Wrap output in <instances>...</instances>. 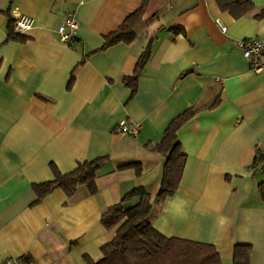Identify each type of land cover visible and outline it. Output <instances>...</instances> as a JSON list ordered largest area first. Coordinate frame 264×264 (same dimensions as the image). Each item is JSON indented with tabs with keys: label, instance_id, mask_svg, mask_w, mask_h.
<instances>
[{
	"label": "crops",
	"instance_id": "crops-1",
	"mask_svg": "<svg viewBox=\"0 0 264 264\" xmlns=\"http://www.w3.org/2000/svg\"><path fill=\"white\" fill-rule=\"evenodd\" d=\"M252 2L254 10L236 20L215 0H149L136 40L97 52L141 0H0V264L99 261L115 236L101 216L135 187L154 202L164 157L146 145L159 143L187 109L196 113L177 132L182 179L172 197L153 205L151 224L166 238L209 247L221 264H232L236 245L251 247L250 264H264V170L256 167L264 73L251 71L236 46L264 41V21L254 18L264 0ZM68 12L78 22L73 45L58 35ZM16 14L35 21L24 43L6 42ZM149 41L151 58L130 100L122 79ZM125 119L141 125L137 138L113 133ZM105 155L96 194L84 186L71 197L55 189L32 205L33 185L54 178L51 165L66 174ZM127 164H139L140 176L118 170Z\"/></svg>",
	"mask_w": 264,
	"mask_h": 264
},
{
	"label": "trees",
	"instance_id": "trees-1",
	"mask_svg": "<svg viewBox=\"0 0 264 264\" xmlns=\"http://www.w3.org/2000/svg\"><path fill=\"white\" fill-rule=\"evenodd\" d=\"M222 12H227L233 19H240L254 10L252 0H215ZM149 0H141L137 11L129 15L119 28L104 38L103 46L97 51L102 52L118 44L130 45L137 37V30L143 22V16ZM254 18L264 21V8L259 10ZM6 42L24 43L27 38L14 30V19L8 22ZM173 32L178 28L172 29ZM152 54V41H149L141 52L131 76L124 77L122 83L130 90V100L135 97L138 90V81L141 73ZM187 71L182 76H186ZM72 76L68 88L72 84ZM219 99L215 100L208 109L217 106ZM196 111L187 109L175 117L165 130L162 140L155 145H146L150 152L164 157L161 189L152 202L148 191L142 187H135L126 193L119 203L109 207L101 216V223L107 231L115 230L114 238L101 248L102 257L97 262L88 264H221L215 253L206 249L209 247L182 241L175 238H166L151 224L150 216L154 204L163 203L172 197L181 182L186 156L182 152L177 139L178 130L188 122ZM110 161L108 155L98 157L92 161L78 163L69 173L62 174L54 166L51 169L54 175L52 181L33 185L35 201L33 206L40 204L45 197L55 189H61L68 197L84 186L89 194L97 193V175ZM134 169L136 176L141 174L139 164H127L118 167V170ZM259 193L264 200V184L259 186ZM134 198L137 204L126 208ZM251 247L236 245L233 249L232 264H250Z\"/></svg>",
	"mask_w": 264,
	"mask_h": 264
},
{
	"label": "built area",
	"instance_id": "built-area-1",
	"mask_svg": "<svg viewBox=\"0 0 264 264\" xmlns=\"http://www.w3.org/2000/svg\"><path fill=\"white\" fill-rule=\"evenodd\" d=\"M14 19V30L19 35H26L35 25L32 17L24 14H16ZM223 33L226 32V27L219 21H216ZM78 28L74 14L68 12L64 15V20L58 29L59 40L67 45H73L75 33ZM237 48L240 50L242 57L247 61L250 70L254 73H264V41L247 38L236 42ZM141 131V125L128 120H121L114 127L113 133L121 136L137 138ZM256 167L259 170H264V147L258 151ZM3 264H27L24 260L8 258Z\"/></svg>",
	"mask_w": 264,
	"mask_h": 264
}]
</instances>
